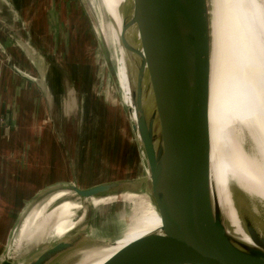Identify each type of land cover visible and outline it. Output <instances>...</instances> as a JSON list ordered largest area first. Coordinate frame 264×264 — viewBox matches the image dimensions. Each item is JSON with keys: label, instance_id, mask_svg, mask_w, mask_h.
Instances as JSON below:
<instances>
[{"label": "water", "instance_id": "water-1", "mask_svg": "<svg viewBox=\"0 0 264 264\" xmlns=\"http://www.w3.org/2000/svg\"><path fill=\"white\" fill-rule=\"evenodd\" d=\"M212 13L210 0H125L118 9L122 26L120 43L116 41L124 49L136 115L134 131L146 159L148 189L162 226L127 244L103 264H264V221L253 209L249 194L236 189L231 193L239 224L248 236L245 240L231 233L214 188ZM26 76L55 100L51 74L45 76L48 85L45 79ZM120 186L66 188L80 199H94L119 193ZM27 208L28 204L16 228ZM86 236L79 231L65 236L26 264H61L66 254L90 243ZM0 264L15 263L5 253Z\"/></svg>", "mask_w": 264, "mask_h": 264}, {"label": "rangeland", "instance_id": "rangeland-1", "mask_svg": "<svg viewBox=\"0 0 264 264\" xmlns=\"http://www.w3.org/2000/svg\"><path fill=\"white\" fill-rule=\"evenodd\" d=\"M113 3L114 0H0L1 65L27 81L31 90L34 86L38 88L42 95L45 94L41 84L37 86L26 75L45 81L47 73L61 77L62 82L55 90L59 92L58 88H61L63 100L70 95L75 99L74 107L66 112L65 101L68 100L61 101L58 93L53 105L56 115L51 119L47 112L49 117L46 118V125L56 129V137L50 129L46 138L54 141L57 138V153H53L58 162L62 160L61 173L57 178L47 180L57 181L54 185L63 189L52 185L39 198L33 196L27 203L26 213L41 210L56 192L67 191L66 200L76 205L66 211L64 217L69 220L61 222L60 229L69 235L84 232L90 242L85 246L86 252L100 247L97 242L117 241L132 226L144 233L146 206L143 199L151 197L146 159L134 131L130 107L117 79L121 54L111 20ZM16 88L23 89L22 86ZM11 151L24 154L27 149L13 147ZM51 152H47L46 157L54 159ZM107 183L121 186L119 193L112 194L104 204H95L93 199H80L66 188L73 185L87 189ZM59 202L49 206L46 212ZM55 214L61 217L59 212ZM259 216L264 221V214ZM17 228L4 235V229L0 227V238L3 239L0 255L8 254L15 264H26L60 240L49 229L40 244L24 246L25 231L18 236ZM73 258L65 264H70Z\"/></svg>", "mask_w": 264, "mask_h": 264}, {"label": "bare ground", "instance_id": "bare-ground-1", "mask_svg": "<svg viewBox=\"0 0 264 264\" xmlns=\"http://www.w3.org/2000/svg\"><path fill=\"white\" fill-rule=\"evenodd\" d=\"M124 1L114 0L111 5L116 27L115 36L119 43L122 20L118 9L123 6ZM210 3L214 17L212 27L215 49L210 96L213 182L231 233L248 240L236 216L231 193L232 189H236L249 194L253 209L259 215L264 214V0H210ZM119 54L121 56L118 60L117 79L124 92L126 104L132 108L130 115L135 123L136 115L131 105L122 47ZM57 86L58 83H55L54 90ZM58 90L60 100H68L65 105L68 109L66 112H69L74 107L75 99L70 95L63 100L61 88ZM146 173L149 179L148 167ZM68 195V192L58 194L46 203L47 209L60 201L50 211L41 213L35 226L31 227V232H24V246L34 247L40 244L48 235L49 229L59 239L69 235L60 229L61 222L69 220L64 217L66 211L76 205L66 200ZM111 197L94 198L93 201L95 204H104ZM143 201L146 206L144 233L138 227L132 226L124 237L114 243L100 244V247L89 252L82 247L66 254L61 264H65L74 255L76 256L70 264H103L127 244L159 230L162 220L152 198L149 196V199L147 197ZM32 211L25 214L19 230L25 219L36 213H31ZM56 212L61 217H57ZM70 219L77 226V222Z\"/></svg>", "mask_w": 264, "mask_h": 264}, {"label": "crops", "instance_id": "crops-1", "mask_svg": "<svg viewBox=\"0 0 264 264\" xmlns=\"http://www.w3.org/2000/svg\"><path fill=\"white\" fill-rule=\"evenodd\" d=\"M53 78L54 83L62 82L61 77ZM29 85L0 62V227L4 229V235H8L17 226L33 196L57 184V181L48 182L47 179L57 178L62 168V160L58 162L56 158L57 138L55 141L46 138L50 129L56 137V129L46 125V118L50 116L52 119L56 115L53 105L59 92L55 90V100H51L35 86L31 90ZM17 86H22L23 89L18 90ZM47 112L50 113L49 116ZM13 147L26 148L27 152H12ZM49 151H52L54 159L46 157ZM48 167L54 169L48 170ZM66 192L55 193L50 199ZM45 210L46 204L41 210L34 209L36 213L25 219L18 236L24 231L31 232V227L35 226ZM1 241L3 242L2 238Z\"/></svg>", "mask_w": 264, "mask_h": 264}]
</instances>
